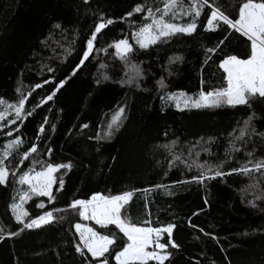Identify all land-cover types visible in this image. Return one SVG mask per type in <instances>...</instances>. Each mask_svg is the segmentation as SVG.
<instances>
[{"label": "trees", "instance_id": "1", "mask_svg": "<svg viewBox=\"0 0 264 264\" xmlns=\"http://www.w3.org/2000/svg\"><path fill=\"white\" fill-rule=\"evenodd\" d=\"M221 2L217 0V3ZM136 3L155 8L161 0H90L87 5L83 0H0V98L15 103L20 95L17 89L25 95L31 92L25 105L31 110L52 88L51 84H46L32 91L35 83H42L44 79L53 83L67 79L53 100L37 107L23 124L19 121L15 125L0 122L6 125L0 128V151L17 135L24 140L21 152L29 142H36L37 131L47 117L46 132L40 134L43 139L39 142L38 156L54 163L71 162L72 168L62 170L66 171L64 190L56 193L55 205L46 204V210L53 206L65 208L67 201L90 198L93 192L114 195L111 187L103 190V186L118 161L119 138L132 123L138 100L145 99L147 106L141 125L142 128L148 127L150 160L158 170L159 184L168 185V188H143L151 190L147 194L142 188L133 191L132 200L126 206L127 214L133 221L151 219L153 226L169 222L177 226L174 239L180 247L171 249L169 246L172 255L165 264H264V179L257 181L233 173L199 184L192 180L199 173L197 168L189 169L179 161L175 162V167L169 168L172 156L168 148L163 147L171 146L173 153L188 162L195 160L199 164L214 166L225 161V150L231 139L229 133L238 135L233 129L242 127L251 111L256 113L253 123L257 132L264 133V100L258 99L251 109L237 106L179 111L174 101L160 99L164 93L178 95L183 92L194 97L201 89L207 91L220 86L223 76L218 68L220 60L227 54L243 57L247 51L245 40L232 32L216 54H207L212 59L205 63V48L215 47L225 32L219 28L214 32L205 31L202 25L206 18L202 12L197 32L191 36L178 34L168 43L147 50L136 48L132 60L143 70V79L136 82L139 87L136 83L122 85L114 81L121 77L127 79L125 72H131V68L118 60L113 55L114 49L107 46L121 38H129L132 43L131 32L143 22L144 13L121 18ZM223 3L230 13L236 14L239 0H223ZM99 15L115 21L103 29L94 42L95 48H106L107 51H93L86 67L70 76ZM190 19V16L180 17L174 22L182 24ZM55 24H60L61 28H54ZM66 49L71 50L70 55ZM176 56L182 59L175 62L169 59ZM101 64L106 68L101 69ZM48 67L55 71L49 73ZM101 71L112 79L97 84L95 80ZM162 78L167 88L158 92L157 81ZM120 106L126 109L120 130L114 131L110 138H98L103 137L109 114ZM153 110L156 113L149 124ZM12 118L11 115L7 117ZM82 124L88 127L81 129ZM51 125H55L54 130ZM10 129L13 130L12 137L7 136ZM172 141L176 144L172 145ZM253 144L256 149L254 159L264 158V140L254 136L247 142V149L251 150ZM237 146L244 147L239 142ZM47 148L52 149L50 156L42 155ZM233 155L235 159L224 163L226 172L246 160L243 150ZM13 158H18L16 153L10 160ZM30 163L26 161L14 170L19 175L20 170H26ZM177 181L188 182L178 184ZM253 184L259 186L252 187ZM21 188L26 186L16 184L11 175L8 186H0V236L4 237L0 239V264H82L73 245L78 237L71 228V223L79 220L78 215L70 210L63 211L56 214L65 217L62 221L41 229L21 231L22 225L16 224L7 209L16 190ZM257 196L262 198L256 199ZM42 200L46 203V198L33 197L24 205L30 216L42 211L35 207V203ZM248 201H253L257 207L252 208ZM189 219L198 228L189 227ZM81 223L94 226L90 221ZM13 231L19 234L10 237L9 233ZM212 235L217 240H213Z\"/></svg>", "mask_w": 264, "mask_h": 264}, {"label": "snow or ice", "instance_id": "2", "mask_svg": "<svg viewBox=\"0 0 264 264\" xmlns=\"http://www.w3.org/2000/svg\"><path fill=\"white\" fill-rule=\"evenodd\" d=\"M84 4H89L90 0H83ZM146 9V10H145ZM207 9L208 11H205ZM204 12L206 23L203 24L205 31H216L218 28L223 29L225 35L220 39L217 45L213 48H205L206 55L216 54L221 45L228 39L232 32L238 33L240 37L244 38L247 51L244 56L235 54L225 55L219 62L218 68L222 70V84L214 87L211 90L201 89L193 96L181 92L178 95L175 93H164L160 96L161 100L174 101L175 107L179 111L186 109L205 110L218 109L222 107L235 108L237 106H247L252 108V104L259 100H264V0H239V6L236 14L228 11L227 6L223 3H217V0H161V4L153 8L152 6H145L141 3H136L130 11L125 13L121 19L131 18L134 13H144L142 23L131 32V41L129 38L115 39L108 44V48L114 49L113 55L120 60L124 65L129 66L132 71L125 72V76L114 81L122 85L133 84L138 80L143 79L142 69L137 63L132 60L135 55V49L147 50L151 46L168 43L173 37L178 34L191 36L197 32L198 20L201 13ZM191 17L186 23H176L180 17ZM112 18L105 19L103 15L98 16L93 30L86 38V46L82 49V55L78 64L72 70L70 76H75L78 72L86 67V62L89 61L90 55L93 51H107L106 48H95V43L98 39V34L109 25L114 24ZM226 26V28L224 27ZM54 28L60 29V24H55ZM67 54H71L70 49H66ZM172 62L180 61L182 57L176 56L174 59L169 58ZM212 56L207 55V59L211 60ZM101 69L106 66L101 64ZM49 73L54 72L55 69L48 67ZM112 77L105 71H101L95 82L101 84L104 81L110 80ZM67 79H61L58 83H53L50 79H44L42 83H35L32 91L41 89L46 84H51L52 88L48 95L43 97L39 104L33 106L31 110L25 107L29 92L25 95L20 89V95L15 103L0 98V122L6 121L7 125H15L18 121L23 124L24 120L32 116L37 107L52 101L57 95V92L65 86ZM203 84V80L201 81ZM158 92L166 89L167 85L164 79L157 81ZM139 87V84L136 83ZM11 115L12 119H7ZM110 119L106 123V130L103 137L110 138L114 131H119L123 120L126 116V109L120 106L109 114ZM256 113L250 112L248 118L243 121V126L238 130L233 129V132L238 131V135L229 133L231 139L228 141L229 147L225 150V161H220L216 165H209L207 163L199 164L195 160L188 162L172 152L171 146L163 145L168 148L169 155L172 159L169 161V168L176 166L175 162L179 161L185 167L191 169L193 167L199 170L198 175L192 177V180L199 184H204L206 180L216 178H223L226 175L233 173L249 177L253 180L264 179V158H255V145L248 150L246 145L254 136H260L264 140V133L257 132L254 126V119ZM48 123L47 117L44 118L40 125L35 140L36 142H29V146L22 152L19 151L24 146V140L20 135L11 139L3 146L0 151V186L7 187L9 184V176L15 179V183L26 188L16 190V195L12 197V202L7 205V209L11 211L17 225H22L21 231L41 229L45 225H51L54 222L65 219L63 216H58L63 211H71L78 215L79 220L71 223V228L74 229V235L78 240L73 241L74 251L81 258L82 264H165L170 260L172 253L171 249H178L180 245L174 239V229L177 227L174 223L161 224L160 226H153L151 219H144L143 221H133L127 214L126 206L132 200L133 191H123L119 194L105 195L101 192H93L90 198H73L67 201L65 208L53 206L51 210H46L47 205H55L57 202V195L64 190L67 170L72 168L69 163H54L50 160L45 161L39 158V142L43 139L40 135L46 132L44 127ZM6 125L0 124V128ZM55 129V125H51ZM81 129L87 128V124L80 125ZM15 131L19 133V128ZM13 130L7 132V136L12 137ZM211 139V138H210ZM237 142L243 145L237 146ZM172 145L176 141L171 142ZM199 144V141H197ZM244 151L246 157L245 162L240 163L239 167L224 171L223 166L226 161L235 159L234 153ZM207 151V149H204ZM51 148H47L42 155L50 156ZM16 153L18 158H13ZM192 155L189 150V156ZM199 156V153H196ZM26 161H31L26 170L21 169L19 175L14 170L24 165ZM7 162V163H6ZM39 165V168H37ZM59 173V175H57ZM259 174L258 176L256 174ZM167 173H165L166 175ZM188 181H177L182 184ZM259 184H253L252 187H258ZM155 189H167L168 185L156 184ZM135 191V190H134ZM144 193H149L150 189H142ZM167 194H171L170 192ZM17 196L19 199L17 200ZM33 197L46 198V203L42 200L35 203V207L42 211L29 215L25 210L24 205ZM262 197L257 196L256 199ZM207 205V199L204 200ZM252 208L257 205L253 201H248ZM147 207V205H145ZM199 213H193L198 215ZM27 218V219H26ZM81 221H92L94 226H89L87 223ZM95 226H98L95 227ZM109 226H114L110 228ZM189 227L198 228L197 225L191 223L189 219ZM101 230H106L102 233ZM203 232V229H199ZM19 233L13 231L9 236H16ZM122 234V235H120ZM210 235L209 233H204ZM247 235V233H245ZM119 236V241L117 237ZM0 236V239H3ZM213 240H217L215 235H212Z\"/></svg>", "mask_w": 264, "mask_h": 264}, {"label": "rangeland", "instance_id": "3", "mask_svg": "<svg viewBox=\"0 0 264 264\" xmlns=\"http://www.w3.org/2000/svg\"><path fill=\"white\" fill-rule=\"evenodd\" d=\"M146 106L147 101L145 99L138 100L136 109L133 111L132 123L128 125L125 133L119 138L120 154L118 161L111 175L107 178L103 190L111 187L112 191L119 194L123 191H136L159 184L158 170L150 160L148 127L142 128L141 125ZM155 113L156 111L153 110L148 121L149 124ZM87 224L89 225V223Z\"/></svg>", "mask_w": 264, "mask_h": 264}]
</instances>
